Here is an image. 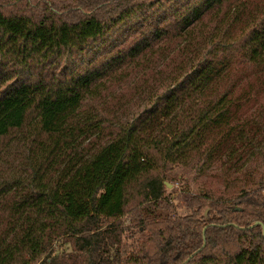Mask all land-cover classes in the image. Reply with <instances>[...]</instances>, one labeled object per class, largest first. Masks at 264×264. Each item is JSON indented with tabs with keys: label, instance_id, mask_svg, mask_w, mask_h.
Returning a JSON list of instances; mask_svg holds the SVG:
<instances>
[{
	"label": "trees",
	"instance_id": "16d2710c",
	"mask_svg": "<svg viewBox=\"0 0 264 264\" xmlns=\"http://www.w3.org/2000/svg\"><path fill=\"white\" fill-rule=\"evenodd\" d=\"M262 225L264 0H0V264H264Z\"/></svg>",
	"mask_w": 264,
	"mask_h": 264
},
{
	"label": "rangeland",
	"instance_id": "374dc122",
	"mask_svg": "<svg viewBox=\"0 0 264 264\" xmlns=\"http://www.w3.org/2000/svg\"><path fill=\"white\" fill-rule=\"evenodd\" d=\"M65 3V2H64ZM63 3V4H64ZM165 183H166V194L172 198V202L175 194L181 190H188L190 192H210L215 194L217 197L224 198L226 193L224 192L223 183L213 176L210 172L200 174L195 169L182 166L180 164L170 165L164 170ZM178 213H183L184 210H177ZM156 216H162L165 214L164 210H154ZM71 250L67 244L61 242H54L50 258L59 257L65 252Z\"/></svg>",
	"mask_w": 264,
	"mask_h": 264
},
{
	"label": "water",
	"instance_id": "95a60500",
	"mask_svg": "<svg viewBox=\"0 0 264 264\" xmlns=\"http://www.w3.org/2000/svg\"><path fill=\"white\" fill-rule=\"evenodd\" d=\"M258 223H260V222H255V223H253L252 225H255V224H258ZM262 234L264 235V227H263V225H262ZM204 243V242H203Z\"/></svg>",
	"mask_w": 264,
	"mask_h": 264
}]
</instances>
